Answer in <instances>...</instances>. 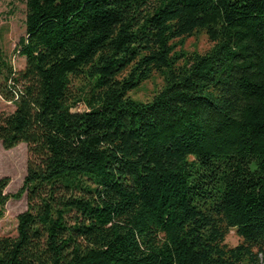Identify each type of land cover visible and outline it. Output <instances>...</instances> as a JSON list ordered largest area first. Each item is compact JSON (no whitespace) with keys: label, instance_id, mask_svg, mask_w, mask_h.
Masks as SVG:
<instances>
[{"label":"trees","instance_id":"trees-1","mask_svg":"<svg viewBox=\"0 0 264 264\" xmlns=\"http://www.w3.org/2000/svg\"><path fill=\"white\" fill-rule=\"evenodd\" d=\"M25 9L0 144L28 160L15 194L0 179V219L10 198L26 210L0 264H264V0ZM199 34L210 48L185 52Z\"/></svg>","mask_w":264,"mask_h":264},{"label":"rangeland","instance_id":"rangeland-1","mask_svg":"<svg viewBox=\"0 0 264 264\" xmlns=\"http://www.w3.org/2000/svg\"><path fill=\"white\" fill-rule=\"evenodd\" d=\"M25 2L26 0H0V61L11 67L14 73L22 70L25 65V59L18 54L16 49L19 39L25 33ZM210 46L206 36L199 34L186 39L183 50L188 53H204ZM4 74V71H0V84L4 81ZM162 84V79L155 75L136 91L130 93V97L139 102H146L161 88ZM13 110V103L4 100L0 94V114H10ZM78 110L82 111L83 106H79ZM27 160L28 151L25 144H19L10 150H5L0 144V179H9V184L5 189L7 195L15 194L21 187L26 174ZM25 210V195L18 200L12 198L8 200L5 213L0 219V237L16 235V217ZM239 242L240 239L235 230L231 229L225 238V243L233 247Z\"/></svg>","mask_w":264,"mask_h":264}]
</instances>
